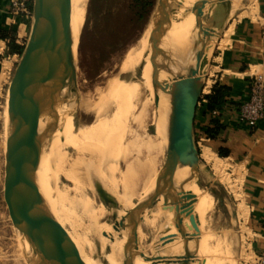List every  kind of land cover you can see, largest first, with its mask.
I'll return each instance as SVG.
<instances>
[{"label": "water", "instance_id": "1", "mask_svg": "<svg viewBox=\"0 0 264 264\" xmlns=\"http://www.w3.org/2000/svg\"><path fill=\"white\" fill-rule=\"evenodd\" d=\"M222 8V0H197L193 13L196 18L195 35L189 62L162 48L167 41V25L176 9L172 0H158L150 28L149 48L157 57H166L172 66V110L168 119L169 147L164 167L159 171L153 196L163 198L165 207L173 215V226L184 241V254L158 257L168 264H191L197 258L189 251V242L201 232L199 216L193 214L197 197L183 186H176L175 176L180 165L196 167L200 153L196 145L195 119L198 105L208 78L214 54V28H220L231 11L232 1ZM73 0H34L33 21L29 39L15 70L8 92V114L4 145L2 191L13 224L19 235L28 240L31 264H86L75 239L55 217L38 182L39 161L33 139L41 136V144L55 133L63 116L75 115L80 93L78 88L77 46L72 30ZM147 64L143 60L137 68L139 76ZM155 71L160 61H153ZM154 83L158 85L155 77ZM158 100V97H157ZM50 117L46 128L43 121ZM192 172V179H194ZM94 188L108 206L120 207L117 199L102 183L93 179ZM147 200L136 202L135 208L117 221L113 228H122L133 219V231L125 242L126 249L137 243ZM189 220L188 223H185ZM195 230L191 233L186 230ZM131 252L133 250L131 249ZM129 264H132L130 262Z\"/></svg>", "mask_w": 264, "mask_h": 264}, {"label": "rangeland", "instance_id": "2", "mask_svg": "<svg viewBox=\"0 0 264 264\" xmlns=\"http://www.w3.org/2000/svg\"><path fill=\"white\" fill-rule=\"evenodd\" d=\"M127 1L128 0H116V7H117L118 12H120V10H122L125 7V4L127 3ZM248 1L249 0H234L235 9L233 13L240 12L244 4ZM90 2L91 0H88L85 20H84V23L81 29L78 46H77L78 48L77 50L78 88H79V93H80V101H79V106L78 104L74 102L72 104L73 107L75 106L77 108V110L75 111L76 113H74L75 114L74 121H75L76 129L93 125L98 120L99 118L98 116L100 115L102 116V113H104L103 110L105 109H106L105 115L103 114L104 117H111L116 111L118 104L121 105V107L123 106V103L125 102L124 100H126L125 92L121 90L120 93L118 92L114 94L113 96L110 95L111 98L113 99L109 98L110 96L107 95L108 83L109 81H112V79H115V77H118L119 80L121 79L120 80L121 82L128 84V78H124L123 75L120 73L121 67L123 65V62L129 50L136 47L141 40H143L144 38L150 35V34L148 35L147 32L150 33L151 23H152L154 13L157 8L158 0H155L153 11L149 19L145 23V25L142 26L141 29L137 27L133 29V32L136 33L137 35L135 34L136 36H134V38H131V39L128 38L127 41L121 45L120 48L116 49L115 52L110 54V56L105 59L103 63V68L100 72H98L99 71L98 61L101 58L102 53L94 49H87L86 51L84 50L82 51V47H81V37H82L84 26L86 24ZM169 21L171 20L169 19ZM171 30L172 28L170 27L168 30H166L167 36H169V33L171 32ZM214 46H215V43H214ZM154 59H155V55L153 54V60ZM153 60L151 62L152 72L154 71ZM158 60L163 62L160 58H158ZM168 70H169V67H168ZM134 76L136 79L137 74H134ZM151 78H152L151 88L153 86V90L151 88H146L145 86H143L141 95L139 99H136L137 103L135 102L136 110L134 109L133 113H135L136 115H139L145 107L143 115L141 117L139 116V120L138 119L135 120L134 116L130 114V111L132 112L131 110L132 107L130 103L127 102L128 100H126V103H124L126 104L125 107H122V113L120 114L118 126H116V129H115L116 131H118L117 135L120 137L119 141L121 140L122 143L125 140L128 141V139L131 137L130 131H133V132L136 131L138 135L144 138L153 137L155 135L156 123H157V119L160 114V113L158 114V111L161 110V105H160V100H157V95H156L157 85L154 83L155 78L153 74ZM105 96L106 97L109 96L108 99ZM109 99L112 100L110 101L112 102L111 104L110 102H107L109 101ZM121 99L124 102L120 104L119 102H121ZM7 100H8V92L6 88V91L4 92L2 99H0V176H2V173H3L4 145H5V135H6L5 134L6 133L5 110L7 109ZM84 104H88V108H87L88 110L84 108ZM125 110L128 112H125ZM171 110H172V104L169 103V110L167 111V125H168V119H169ZM123 117L124 118L126 117V118L124 119ZM121 118L124 120L121 121ZM124 125L127 127V129L125 128ZM52 143H53V138H49L47 147L49 148ZM196 145L200 153V162H199V165L196 167V169L194 168V171H193L194 177L199 187L202 190L204 189L207 192L209 191V193L213 197L212 208L206 213L204 217L201 218L202 223L204 222L203 223L204 227L202 229V226H201V231L207 234L209 233L208 235L210 238L211 247H213V249H216L218 253L222 252L221 256L223 253L224 255H227V256L229 255L232 258L230 260L231 261L233 260L234 264H257V260H258L256 257L257 250L255 249L254 239H253L254 234L251 230L249 222L247 221V218H246L247 214L244 208L242 175L237 176V174H234V172H240V171H238L234 166H232L231 164H229L228 161H226L227 163L225 164L226 168L223 171V176L220 177V175L217 174L216 171L214 170L213 166L211 164H208L206 160L201 156L200 149L205 145V142L199 140L196 143ZM97 146L98 148L101 147L99 143H97V145L93 147L95 148L97 152V153L95 152L96 154L88 153V151L86 150L87 154L84 157L88 158L89 154L93 155L92 160L94 158V162L96 161L95 163L96 165L93 163V161H92L93 166L92 165L89 166L88 162H86L88 166L87 169L89 170L90 168L96 169V170L93 169L91 171V174L89 177H91L90 178L91 180L93 179L99 180L105 188L104 178L107 175H109L108 171H105V170L108 168V166L102 163L100 164L99 158H97L98 157L97 156L98 150L96 148ZM168 147L169 146H162L155 153L157 156L156 157V167H157L158 172L165 165L167 153H168ZM48 148H47V151H48ZM93 148H92V152L95 151ZM90 149L91 148H89V150ZM78 157H79V154L76 152V150L70 147H63V149L59 151L53 157V164H56V165L51 164V167L52 166L54 167V168L53 167L51 168V173L54 169L58 170V168L60 167L59 165H61V171L59 170L57 171L59 172L57 174L58 177L55 174L56 172L55 170L50 175V178H51L50 187H52L51 197H52V200L54 201V205L57 204L56 205L57 207L55 206L54 207L60 212L61 219L65 221V226L67 227V229L72 234H74L75 237L81 240L83 252L89 256L97 257L100 264H108L103 256V254L106 251V248L104 249L102 248L100 234L94 231L95 221L91 216H89V214H87V212H85L83 205L80 202L77 203V200L80 199L81 202L84 201V203H87L88 201L93 202L94 212L95 214H98L97 219L100 223L107 222V223L114 224V221H115L113 217L114 213L116 212L118 213L122 209L119 208L118 210H116L113 206H108L104 204L102 200L100 199V197L98 196L94 188V185H93V190L89 187V185L86 182L85 183L83 182L81 183V185L77 186V184L74 182L75 180L72 179L71 177L69 178V176H74V174L71 171V166ZM59 158L61 160L60 162H63V164H58L60 163L58 162ZM82 160H83V163H85L83 157L80 161ZM124 165L125 163L121 162L119 164L120 169H124ZM117 177L119 178V174ZM136 180L138 182L139 177H137ZM77 187H79V190L80 192H82V195L84 198L85 196L88 197V198H85L86 200L81 199L82 195L81 197L79 196L80 193L77 191L78 190ZM142 189L143 187L140 186V182H139L136 188L137 197L138 195L141 196ZM153 192H154V189L151 190L149 194L147 195L144 194L146 197L144 196L143 199L147 200V202H148V199H150L149 200L150 202L147 203L149 207L147 205L146 210H145V212L147 211L148 213L146 212L143 214V220H142L141 226L139 227V231H138V237H137L138 242L136 243L138 245L137 248H139V250H143L148 253L153 252L156 249L157 244H158L157 242H159L160 238L162 239V237L167 234L169 237L168 241H172V242L179 241L178 239L171 237L173 231L176 230L178 232V230L175 226H173L174 225L173 215L169 211L163 209V211L160 214V217L163 220H160L158 225L155 224L154 226H151L145 223V219H146L145 215L149 216L153 213L154 209H156V205L158 204V201L160 198V197L153 196ZM147 196H150V197H147ZM140 200L136 202H141ZM102 211H103V214L101 213L100 215L99 212H102ZM166 216L169 222L167 221ZM165 220H166V224L168 223L170 227H168L167 225V228L164 233V230H162L163 228L161 229L162 227L161 225H164ZM119 221H121V219ZM126 222L129 223L128 224L129 226L125 224L124 227L126 226L127 230L129 232L131 231L132 233L133 219L129 218L127 219ZM124 227L122 229H124ZM128 228H131V230ZM117 231H120V230H117ZM131 233H129L128 235H130ZM23 248H24L23 238L20 239V235L13 224L12 218L9 213L8 206L3 196L2 184L0 182V264H31V258H30L29 251L26 250V248L24 249ZM123 249L125 253V248L123 247ZM165 253H167V251H164L162 253V257H164ZM131 262L133 264H136V260L134 257L132 258Z\"/></svg>", "mask_w": 264, "mask_h": 264}, {"label": "bare ground", "instance_id": "3", "mask_svg": "<svg viewBox=\"0 0 264 264\" xmlns=\"http://www.w3.org/2000/svg\"><path fill=\"white\" fill-rule=\"evenodd\" d=\"M196 1L197 0H172L171 2L172 7L176 9V12L171 15L170 17L171 21H169L167 25V28L169 29L170 27L172 28V30L169 33V36H167V38L169 39L168 42L164 40L160 43L162 48L172 50L173 53L177 54L180 58H182L185 61V63L189 62V56L192 55L191 44L193 42V38L195 35L194 31L196 26L195 14L193 13L192 10L194 8ZM222 2H223L222 8H224L228 5L229 1L222 0ZM87 3L88 0H73L72 30L75 38V48L78 44L81 29L85 20ZM147 33L148 35L150 34L149 32ZM213 34H214L213 40L215 41V39L220 34V28H214ZM149 37L150 35L144 38L143 40H141L139 44L133 49L129 50V52L126 55L120 73L123 75L124 78H128V84L121 82L120 81L121 79L119 80L118 77H115V79H112V81H109L108 83L107 95L113 96L118 92L120 93L121 90L124 91L125 98L126 100H128L127 102L130 103L132 107L131 109L132 112L130 111V114L134 116L135 120L136 119L139 120V116L141 117L143 115L145 107L139 115L133 113V110L135 109L136 106L135 102L137 103L136 99H139L143 86H145L146 88H151L152 74L154 75V78L157 77L158 85H157L156 95L158 97V100H160L161 110L159 109L160 111H158V114L159 113L160 114L157 119L155 135L153 137L144 138L138 135L136 131L133 132L129 130L131 137L128 139V141L125 140L123 141V143L121 140L119 141L120 137L117 135L118 131H116L115 129L116 126H118L120 114L122 113V107H125L126 105L124 104L126 103V100H124L125 101L124 102L122 101V99L124 98H122L121 102H119V100L118 102L120 104L124 102L123 106L121 107V105L118 104L116 111L111 117H104L106 110L105 109L103 110L104 113H102V116L100 114H99L100 116H98L97 114L99 118L93 125L76 129L74 116L72 114H69L66 117L62 115L61 125L59 129L55 133H51L50 136H48L47 140L44 142V144H41V136L33 139L34 150L39 161V169L37 173L39 185L41 187V190L43 191L44 196L47 198L55 217L64 227H66L65 221L61 219L60 212L55 208L57 207L56 206L57 204L54 205V201L52 200L51 197L52 187H50L51 186L50 175L55 170L54 169L51 173V168L53 167V166L51 167V164H53V157L59 151H61L63 147L73 148L79 154V157L74 161V163L71 166V171L74 174V176H69V178L71 177L72 179H74L75 180L74 182L77 184V186L81 185V183L83 182L84 183L86 182L89 185V187L93 190V184H92L93 180H91L90 179L91 177L89 176L91 174V171L93 169L94 170L96 169L90 167H89L90 170L87 169L88 166L86 162H88L89 166L90 165L93 166V163L94 164L96 163V161L94 162V158L92 160L93 155L91 154L97 153L95 148L93 147H95L97 143L100 144L101 147L99 148L98 146L96 147L98 150L97 158H99L100 164L102 163L108 166V168L106 167L107 169L105 168L106 169L105 171H108L109 174L104 178L105 188L109 193H111L117 199L122 209L118 212V219H117L118 222H120L119 220L125 217V215H127L126 212L135 208L136 201L140 199H141L140 201H142L143 197L145 196L144 194L147 195L150 193L151 190L153 189L155 190L156 187L155 184L159 173L156 167L157 156L155 153L162 146H169V137H168V128H167V111L169 110V103H171L172 100L171 92L173 91V81H172L173 76L170 72V67L172 66V64L166 57H162V56L157 57L153 50H152L153 52L150 51L148 56L145 57V54L147 53L149 48ZM153 54L155 55V59L158 60V58H160L165 64L160 61L159 70L158 71L154 70L152 72L151 62L153 60ZM143 60H147V64L145 65L144 69L141 71L139 76H137V78L135 79L134 74H136L137 68L141 65ZM167 65L169 67V70ZM151 89L153 90V86ZM109 96L107 97L105 96V97L108 99ZM109 98H111V96ZM110 101L112 100L109 99V101L107 102ZM111 103L112 102H110V104ZM84 108L88 110L87 109L88 104H84ZM125 112L128 111L125 110ZM7 114H8V106L7 109L5 110V117H7ZM124 119L121 118V121ZM49 121H50V117H46L43 121L42 128H46ZM125 128L127 129L126 126ZM49 138H53V143L48 148L47 144ZM89 148H91L90 149L91 151L89 150ZM92 148L95 150L94 152H92ZM86 150L88 151V153H91L88 155L89 156L88 158L84 157L87 154ZM82 157L85 163H83V160L80 161ZM60 161L61 160L59 158L58 162ZM121 162L125 163L124 169H120L119 167V164ZM58 164H63V162H60ZM59 166H58L59 167L58 170L61 171V165ZM194 168L195 167L193 166L183 167L182 165H180L176 172L175 184L178 187L183 186L187 190V192H192L197 197L196 203L192 207L193 214L195 216H199V220L200 223L202 224L201 226L203 229L204 222L202 223L201 218L204 217L206 213L212 208L213 197L209 193V191L207 192L199 187L195 178L192 179V172L194 171ZM58 170L55 171L57 172ZM56 172L55 174L57 176L59 172L57 173ZM118 174H119V178L117 177ZM137 177H139L138 182L136 180ZM2 181H3V177L0 176L1 184ZM139 182H140V186H142L143 189L141 196L138 195L137 197L136 188ZM77 189H78L77 191L80 193L79 196L81 197L82 192H80L79 187H77ZM85 198L88 197L85 196ZM85 198L82 195L81 199H85ZM149 200L150 199H148V202H150ZM78 202H80L83 205L85 212H87V214H89V216H91L95 221L94 231L100 234L102 248L103 249L106 248V251L103 254V256L108 264H129L133 257L136 260V264H162V262L158 259V257H161L164 251H167V253L164 254V257H168V258L175 256H182L184 254V241L180 235L178 237H175V235L178 234L176 230L173 231L171 237L178 239L179 240L178 242L168 241L169 237L167 234L163 236L162 239L160 238L159 242H157L158 243L157 247L153 252L148 253L146 251L139 250V248H137L138 245L135 244V245H130L128 249H126V253H124L123 245H125V241L128 239V236H130L128 234L131 233V231L129 232L126 226L125 227L123 226L124 229H122L123 228L122 227L119 229L120 231H116L113 228V224L107 222L100 223L97 219L98 214H95L94 212L93 202L88 201L87 203H84V201L81 202L80 199L77 200V203ZM164 207H165V203L163 198H159L158 204L156 205V209H154L153 213L149 216L145 215L146 216L145 223L151 226H154L155 224L158 225L160 220H163L161 219L160 214L163 211ZM101 213L103 214V211L99 212L100 215ZM167 221L169 222L168 218ZM188 222L189 220H186L185 223ZM125 224L128 225L129 223L126 222ZM167 225L168 223L166 224V220L164 225H161L162 226L161 229L163 228L162 230H164V233L167 228ZM168 227L170 226L168 225ZM128 229L131 230V228ZM186 230L191 233H196L195 230H189L188 227H186ZM69 233L75 239L86 264H100L97 257H92L84 253L81 240L75 237L74 234H72L70 231ZM208 234L201 231L199 235H197L193 240L189 242V251L197 256V259H195L196 261L191 264H234L233 260L232 261L230 260L232 258L229 255L227 256L224 255L223 253L221 256L222 252L218 253L216 249H213V247H211L210 238ZM20 239H22L21 236ZM23 244H24V248L28 246V240L26 238L23 239ZM131 249L133 250V252H131ZM163 264H168V263H163Z\"/></svg>", "mask_w": 264, "mask_h": 264}, {"label": "crops", "instance_id": "4", "mask_svg": "<svg viewBox=\"0 0 264 264\" xmlns=\"http://www.w3.org/2000/svg\"><path fill=\"white\" fill-rule=\"evenodd\" d=\"M232 1L226 22L215 39L214 54L206 81L207 92L220 82L231 87L222 111L204 112L200 101L195 119L196 143L204 141L201 156L220 177L226 161L242 175L246 218L254 234L256 257L264 255V120L256 128L237 121V107L248 97L250 82L256 75L264 78V0H249L240 12ZM31 20H15L9 13L8 0H0V31H13L16 42L25 46ZM10 39L0 38V99L9 86L22 55L9 52ZM207 101V100H206ZM218 118L224 128L215 139L207 138L206 129ZM220 148L229 151L220 157ZM258 262V260H257Z\"/></svg>", "mask_w": 264, "mask_h": 264}, {"label": "trees", "instance_id": "5", "mask_svg": "<svg viewBox=\"0 0 264 264\" xmlns=\"http://www.w3.org/2000/svg\"><path fill=\"white\" fill-rule=\"evenodd\" d=\"M155 0H128L125 7L118 12L116 0H91L86 24L81 37L82 51L94 49L102 53L98 61V72L103 68V63L116 49L120 48L127 39L134 38L135 27L141 29L149 19ZM136 34V35H135ZM1 39H10L9 52L22 55L25 46L16 42V34L13 31H0ZM231 93V87L217 82L212 92L205 96L203 102L204 112L222 111L227 98ZM224 128L218 118L213 120V126L206 129V136L215 139ZM220 157H228L229 151L224 148L218 150Z\"/></svg>", "mask_w": 264, "mask_h": 264}, {"label": "built area", "instance_id": "6", "mask_svg": "<svg viewBox=\"0 0 264 264\" xmlns=\"http://www.w3.org/2000/svg\"><path fill=\"white\" fill-rule=\"evenodd\" d=\"M9 13L15 20H33L34 0H8ZM207 86L202 94L203 102L208 95ZM264 120V78L260 75L254 76L250 82L248 97L237 107V121L240 124L256 128ZM257 264H264V255H261Z\"/></svg>", "mask_w": 264, "mask_h": 264}]
</instances>
